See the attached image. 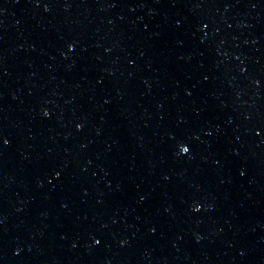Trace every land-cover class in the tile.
I'll return each mask as SVG.
<instances>
[{
  "label": "water",
  "instance_id": "obj_1",
  "mask_svg": "<svg viewBox=\"0 0 264 264\" xmlns=\"http://www.w3.org/2000/svg\"><path fill=\"white\" fill-rule=\"evenodd\" d=\"M0 264H264V0H0Z\"/></svg>",
  "mask_w": 264,
  "mask_h": 264
}]
</instances>
